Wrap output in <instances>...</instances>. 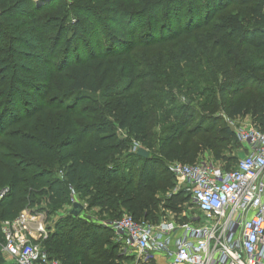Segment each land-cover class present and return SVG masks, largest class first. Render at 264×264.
<instances>
[{"label": "trees", "instance_id": "1", "mask_svg": "<svg viewBox=\"0 0 264 264\" xmlns=\"http://www.w3.org/2000/svg\"><path fill=\"white\" fill-rule=\"evenodd\" d=\"M219 112L264 130V0H0V264L2 223L26 208L54 223L59 264H124L111 228L56 212L74 191L101 217L159 222L169 163L209 147L236 167Z\"/></svg>", "mask_w": 264, "mask_h": 264}, {"label": "built area", "instance_id": "2", "mask_svg": "<svg viewBox=\"0 0 264 264\" xmlns=\"http://www.w3.org/2000/svg\"><path fill=\"white\" fill-rule=\"evenodd\" d=\"M228 122L245 153L234 169L203 160L170 165L199 212L194 218L153 223L125 213L111 221L116 241L135 249V264H264V130ZM140 148L135 142L132 151ZM2 230L11 264H59L35 241L41 214L24 210Z\"/></svg>", "mask_w": 264, "mask_h": 264}, {"label": "rangeland", "instance_id": "3", "mask_svg": "<svg viewBox=\"0 0 264 264\" xmlns=\"http://www.w3.org/2000/svg\"><path fill=\"white\" fill-rule=\"evenodd\" d=\"M109 24V23H108ZM110 26V24H109ZM181 104H190L188 103L190 99V97H187L185 95H181L178 97ZM170 107H175V104H172ZM217 114V115H216ZM215 116L221 117V120H219V123H217V128L220 126H226L227 123L229 125L228 119L231 118L229 116H225L223 115L222 112L216 113ZM199 116H201V113L199 114ZM223 117V118H222ZM233 119V118H232ZM234 125H256L255 122L253 121L252 117L250 116V114L248 115H243L241 117L238 118H234ZM233 125V124H232ZM230 126V125H229ZM119 134L121 137L125 138V136L127 135L126 132H121L119 131ZM135 143V142H134ZM133 143V144H134ZM133 147V145H132ZM132 147L130 149V151H132ZM225 150V154L230 155L233 154L237 157V160L239 161L240 158L242 156L245 155V153L243 152V149L241 147V145L237 142H234V140L232 139L230 141L229 144H227L226 148H224ZM208 161V162H213L214 164H218V165H223L221 161L216 160L215 159V152L214 149H211L209 147H202L199 150V154H198V158L197 161ZM171 165V163H169ZM167 165V168L165 170V172H163L162 174V178L158 181V190L156 193V202L158 203V208H157V216L159 220H177L180 222H184L183 220H190L191 218L195 217V214H197L198 210L196 211L197 208H195V205L193 204L191 199L185 200L184 198H178L176 197V195L182 190L184 189V186H182V184L179 183V180L176 178V176L174 175V173L172 172V170L170 169V165ZM140 165V162H137V164L134 167H138ZM220 165V166H221ZM61 169H59L58 174H62ZM133 170H135L133 168ZM63 172V171H62ZM167 172H169L170 174H168ZM72 196H74L75 198H77L75 196V194H71ZM73 197V199H75ZM78 200V199H75ZM82 204L85 206V210H83V212L79 215L82 219H88L90 222L92 221H96L99 222L100 224H103L104 227L106 228H110L109 225L111 223V221L117 219V218H111V217H101L102 214H100V209L98 208H90L89 204L87 202H85L83 200ZM177 204L178 210H181L179 213H175L169 209H165L164 207L166 206H170V205H175ZM41 206H44V203L41 204ZM72 208L71 205H66L64 209L59 210L56 212V216L54 217L55 220L58 219L60 217V215H65L70 209ZM30 209V208H26L25 210ZM37 209V208H36ZM39 210V209H37ZM38 214H41L42 219H43V225H44V232H42V235H37L36 237V243L38 245L41 246L42 250H44L43 248V243L44 240L48 237L49 232H53L56 227H54V223L51 222V220H49L47 213L44 210H40L39 212L37 211ZM125 214V210H122L121 212V216ZM59 216V217H57ZM120 216V217H121ZM186 218V219H185ZM104 234H107V236L109 237V239L111 240V242L116 243V239L114 238V233L111 234V232H107V231H101ZM118 244V243H117ZM118 250L119 253L124 254L127 259L124 261V264H135L136 261V251L134 248H130V247H122L121 244H118ZM53 258L56 260V258L53 256ZM4 264H10L11 260L9 257L6 256V259L4 261Z\"/></svg>", "mask_w": 264, "mask_h": 264}, {"label": "water", "instance_id": "4", "mask_svg": "<svg viewBox=\"0 0 264 264\" xmlns=\"http://www.w3.org/2000/svg\"><path fill=\"white\" fill-rule=\"evenodd\" d=\"M138 155L147 158L149 156V151L145 148H140L138 150ZM84 209L85 206L82 203H80L79 201H74L72 204V208L69 210L68 214L73 216H79Z\"/></svg>", "mask_w": 264, "mask_h": 264}]
</instances>
